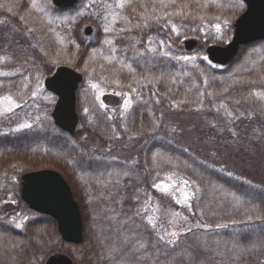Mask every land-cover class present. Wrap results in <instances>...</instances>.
Here are the masks:
<instances>
[{
  "label": "rangeland",
  "instance_id": "374dc122",
  "mask_svg": "<svg viewBox=\"0 0 264 264\" xmlns=\"http://www.w3.org/2000/svg\"><path fill=\"white\" fill-rule=\"evenodd\" d=\"M107 2L115 8L116 0H107ZM35 3L37 6L33 7V0H0V6L7 11L11 8L9 12L14 15L21 16L20 12L23 11L25 19L24 16L27 13V24L31 19L36 22L29 23L28 28L22 29V39H24L22 42L10 44L8 37V39H5V36L0 38V98L11 96L19 105L9 112L6 110V102H0V129L14 134L15 137L22 133L34 135L37 141L33 142V150L54 153L53 157L41 154L29 156L27 160L31 162L52 160L69 174L78 195L87 205L90 204L89 219L93 214L98 221L101 212L107 213L105 206L111 208V211L114 209L113 203L121 200L117 197L115 201L114 195L120 187H124L125 180L132 177L140 180L142 174L148 177L150 189L145 187L148 197L142 212L145 213L149 226L153 227L152 221L155 222L153 229L158 230L159 235L152 238L147 235L139 237L134 233L127 237L115 234L112 237L114 245L120 248L119 243L123 247L126 242L128 246L123 250L122 257H116L118 259L114 260L113 256L110 264H138L135 259L137 252L135 253L133 246L135 239L139 242L138 247L148 250L149 257L146 255L148 259L146 264H185V260L189 259L193 262L199 261L198 264H208L200 256L195 260L194 254L186 253L181 257L172 258L166 251L165 246L170 240V234L173 232L180 234L193 224L190 219L189 196L191 193L185 189L187 175L177 170L179 166L173 163L177 162V157L171 154L168 146H165L164 139L157 137L158 143L151 142L142 149L139 142L132 145L133 142H123L122 138L126 134L128 138L133 133L140 134V131L131 130V128L134 129L135 125L152 120L155 108L158 106L155 103L161 102L163 95L173 93L178 104L203 105L205 100L202 82L209 84L207 87L211 94L220 93L217 97L211 96L216 98L219 105L229 114L238 112L244 116L246 109L242 113L236 108H246L245 104H248L247 108L249 106L250 110L255 105L259 111H264V87L258 85L259 80L264 82V39L244 44L246 46L244 53L230 68L212 62L205 51L208 44H223L231 39L235 20L246 9L245 2L243 0H126L125 7L116 11L127 19L118 18L110 32L104 31V27L111 20L110 17L109 22L103 19L104 0H79L73 7L65 10L55 7L52 0H35ZM138 6L147 14V17H151L150 21L151 25L152 23L155 25V33L149 34L148 28L141 30V33H136L130 28L132 15L138 11ZM41 7L44 11L39 10ZM78 13L83 14L78 15ZM87 20L97 22L98 34L90 38L91 46L84 54L83 47L76 41V30L82 28ZM37 22L40 27L37 34H34ZM217 24L221 25L219 31L215 27ZM189 37L198 38L200 46L194 50L182 48L183 40ZM8 44L12 48H9ZM110 57L115 59H106ZM179 57H188V59H178ZM61 63L77 66L85 78L84 84L77 92V107L81 117L80 137L69 139L70 150L66 149L64 144L55 145L49 141L60 139L58 137L60 132L57 131L60 129L52 117L57 96L45 87L44 79ZM249 70H255L259 74L254 77V83L248 86L244 94L247 101L240 100V96L236 94V101L232 98L230 103L219 86L228 84L234 87L239 86L245 72ZM2 73H10V75ZM93 84L98 87L93 88ZM110 94L116 96L117 100L104 99ZM129 96L131 106L125 109L124 104ZM186 112L187 110H173V116L165 118L163 124L168 129L162 136L167 137L169 144L174 138L184 141L190 134L196 135L197 119ZM134 114L137 118L133 124ZM23 123H29L32 126L20 128L19 125ZM93 126L109 128L108 133L115 138L116 142L97 141L91 142L92 145H90L85 139L89 136V128L92 129ZM233 130L234 133L231 132L236 134V129L233 128ZM149 131H155V129L151 126ZM263 133L264 128L258 130V134L254 136L257 142H264V137L259 138ZM46 134H49V138ZM247 136L245 134L243 137L248 139ZM5 150H0V162L6 164L5 161L14 163L18 161L15 153L4 154ZM123 152L127 153L121 157L118 156L124 154ZM13 157L14 159H11ZM3 168L0 163V176L6 172ZM145 169H148V172H145ZM176 183H178L177 186ZM197 184L198 182H195L192 185L193 188L196 189ZM185 192L189 193L186 200ZM10 198L11 200L14 198L12 193ZM96 201L101 202L100 211H97L98 208L91 207V203L94 204ZM4 207L5 210L10 209V206L9 209L6 205ZM244 208L248 215L255 209L253 204H244ZM31 217L32 215L18 209L8 213L3 220L7 231H0V244L7 243L11 248V243H17L15 245V251H17L16 246L19 244L20 235L16 232L24 231L25 224ZM18 224L22 227H18ZM237 224L239 225V222ZM136 226L138 229L139 225ZM58 233L60 237L54 235L50 228H44L40 232L46 247L51 245L46 255L39 256L43 259L42 262L51 252L62 251H52L58 244V240L62 239L59 230ZM251 233L253 237L249 248L253 242L264 238V226L261 230L258 227ZM160 237H163V245H158ZM197 238L203 246H208V241L214 242L217 251L226 256L233 253L234 244L241 242L239 233L235 237L218 234L200 235ZM63 242L67 241L63 240ZM76 248L74 247L73 251L76 254L77 263H80L81 259L76 253ZM204 249L206 252L211 250V247H204ZM253 251L249 252L248 262L252 260L251 252ZM9 253L13 255L14 249L8 250L6 245L0 247V264H3L5 260L3 257ZM253 254L256 256L253 264H264V248L262 251L259 250L257 255L255 252ZM31 256L27 264H34L39 258L35 251L31 252Z\"/></svg>",
  "mask_w": 264,
  "mask_h": 264
},
{
  "label": "trees",
  "instance_id": "16d2710c",
  "mask_svg": "<svg viewBox=\"0 0 264 264\" xmlns=\"http://www.w3.org/2000/svg\"><path fill=\"white\" fill-rule=\"evenodd\" d=\"M58 9L64 10L61 8ZM76 31V41L83 47L82 51L85 54L91 44L87 41V36L82 32V28H78ZM2 36H5V39L9 38L10 44L18 43L15 41L17 33L12 28L7 29V27H2L0 30V38ZM9 48H12V46L9 45ZM245 49L246 46L243 45L237 57L232 62L222 66L226 68L232 67L239 60V57L242 56ZM257 74L259 73H256L255 70H249L245 72L244 79L238 84L239 86L234 87L232 84H228L225 86L220 85L219 87L227 95L230 103L232 98L235 100L236 94L240 96V100L244 101L246 100L244 94L248 90V86L254 83L253 79ZM259 82L260 84H258V81L257 84L263 88L264 82L261 80ZM202 83L204 89L203 98L205 100L203 105L178 104L176 103V96L173 93H170V95L167 94L166 96L163 95V100L155 103L156 106L158 105L154 112L156 118L153 116L151 118L152 120H147V123L142 122L143 124L135 125L136 127L134 129L131 128V130H138L140 134L133 133L129 138L126 134L122 140L123 142H133L132 145L134 143L138 144L139 142V146L144 149L151 142L158 143V138L164 139L165 146H168L171 154L177 157V162H173L179 166L177 170L179 169L187 175L185 189H188L191 193L189 196V202L191 203L190 219L193 224L175 237L171 235L169 241L174 240L175 242L169 243L168 241L165 246L170 257L178 258L189 253L195 255V260L200 256L208 264H246L249 259V252L240 255L239 259L234 257L233 253L227 256L225 254L221 255L222 253L217 251L214 242L208 241V246H203L202 243H199L200 241H198L199 239L197 237L200 235L215 236L218 234L235 237L239 233L240 244L244 247H249L253 237L251 232L258 227L260 230L263 228L264 142H257L254 136L258 134L259 129L264 128V111H259L257 106L253 104L254 107L250 105V110L249 106L247 108L248 104H245L246 108H236L242 113L246 109L244 116L238 112L229 114L219 105L218 100L211 96L214 95L217 97L220 93L211 94L207 87L209 84H206V82ZM150 85L152 86V83ZM150 91H152L151 87ZM173 110H187L186 113L191 115L192 118L196 117V135L192 136L190 134L184 141L174 138L172 141L168 140L170 141L169 144L167 137L162 136L166 129H168L163 123L165 122V118L168 119V117L173 116ZM133 118L134 124L137 115L135 116L134 114ZM151 126L155 131H149ZM243 127L247 129L245 130ZM91 128H89V136L85 139L90 145H92L91 142L97 141L116 142L115 138L108 133L110 131L109 128L103 129L98 126ZM233 128L236 129V134H233ZM3 131V129H0V150L6 149L4 154L15 153L18 161L15 163L13 161H5L6 164L2 161L0 162L4 167L3 169L6 170L0 176V231H7L3 220L8 213L18 209L28 215H32L25 224V230L16 232L20 235L19 244L16 246L17 251H15V245L17 243H11L10 248L7 243L1 242L0 247L6 245L8 250L14 249L13 255L9 253L3 257L5 259L3 264H27L33 256V253L31 256L32 251L36 252L37 258L46 255L51 245L46 247V244L42 240L43 237L40 236V232L44 228L52 229L54 235L59 236L56 220L49 215L31 209L20 196L22 173L29 168H38L41 166L56 168L64 173L72 185L74 194L81 204L84 220V237L79 244L63 242V239L60 238V241L58 240V244L54 246L52 251L62 250L69 253L73 257L75 264H110L113 256L114 260L121 258L122 252L126 249L128 243L125 242L123 247L119 243L120 248L118 245H114L112 237L115 234L127 237L134 233L139 237L147 235L152 238L159 235L158 230L149 226L144 216L145 213L142 212L144 202L147 201L148 197V192H145V187H149L150 189L147 176L142 174L140 180L135 177L125 180L123 182L124 187H120L119 191L114 195L115 201L117 197L121 199L115 202V204L113 203L114 209L111 211V208L105 206L104 208L107 213L103 214L101 212L98 221H96L97 217L93 216V214L89 219L90 204L87 205L78 195L73 185L74 182L71 180L69 174L52 160L37 162L36 160L34 162L27 160L29 156H38L41 154L53 157L54 153L50 151L42 153L39 149L33 150V142L37 141L34 135L22 133L18 137H15L14 134ZM57 131L60 132L58 133L60 139L49 140L52 141L50 143L55 145L64 144V147L68 150H70L68 145L70 143L69 141L80 137L79 130L75 137H71L62 130ZM160 131L163 132L160 133ZM245 134L248 135V139L243 137ZM46 135L49 138V134ZM261 137H264V133L259 136V138ZM125 151L127 150L125 149ZM123 153L118 156L121 157L127 152ZM11 159H14V157ZM145 170V172H148V169ZM195 182H198L196 189L192 186ZM178 183H176V186ZM10 193L14 197L13 200L10 198ZM100 203L97 201L94 204L91 203V207L93 209L98 208L97 211H100ZM244 204L254 205L255 209L251 214L248 215ZM5 205L8 206V209L10 206V209L5 210ZM116 205L120 206V208ZM249 216L252 217L251 221H248ZM237 222H239V225ZM136 225H139L138 229ZM217 225H224V227H217ZM14 236L17 237L16 235ZM162 240L163 237H160L159 241L157 240L158 245H163ZM138 243L135 239V244H133L135 253L137 252L135 259L138 261V264H146L148 261L147 257H149L147 255L148 250L138 247ZM74 247H77L76 253H78L79 259H81L80 263L76 261V254L73 251ZM204 247H211V250L204 252ZM110 250L118 251H111L110 253ZM259 250L262 251V248L254 249L251 252L252 260L247 264H253L254 259H256L253 253L255 252V255H257ZM40 257L34 264L42 263L43 259H40ZM79 259L77 260L79 261ZM198 262H193L192 259L185 260V264H198Z\"/></svg>",
  "mask_w": 264,
  "mask_h": 264
},
{
  "label": "water",
  "instance_id": "95a60500",
  "mask_svg": "<svg viewBox=\"0 0 264 264\" xmlns=\"http://www.w3.org/2000/svg\"><path fill=\"white\" fill-rule=\"evenodd\" d=\"M62 8L75 5L78 0H52ZM246 9L236 18L231 39L223 44L211 43L205 48L209 59L215 63L227 64L239 52L242 45L264 39V0H244ZM83 32L90 35L93 26L83 24ZM199 40L189 37L184 47L195 49ZM81 71L68 64H59L45 77L48 90L57 95L52 117L55 124L75 136L80 123L77 110V89L83 84ZM114 95H106L107 101H115ZM117 100V99H116ZM20 194L28 206L38 212L48 214L57 221L62 239L80 243L84 237V222L81 205L75 197L72 186L62 172L51 167L26 170L22 174ZM42 264H74L73 258L64 251L51 252Z\"/></svg>",
  "mask_w": 264,
  "mask_h": 264
},
{
  "label": "snow or ice",
  "instance_id": "6c2138e0",
  "mask_svg": "<svg viewBox=\"0 0 264 264\" xmlns=\"http://www.w3.org/2000/svg\"><path fill=\"white\" fill-rule=\"evenodd\" d=\"M125 2L126 0H116V5H115V8H113V5L111 3H108L107 0H104V11H103V19L106 21V22H109V17L111 18L110 22L107 23V26L104 27V31L105 32H110L112 31V25L115 24L116 20L119 18V19H127V17L125 16H122L120 14V12L116 11V9H123L125 7ZM33 7H36V3H35V0H33ZM12 9L9 8V11H11ZM40 11H44V9L41 7L39 8ZM83 13H78V15H82ZM175 27V26H173ZM217 31L220 30L221 28V25L217 24L215 25ZM108 43H111V41H107ZM163 42H161L162 44ZM155 50V49H153ZM167 55V53H165ZM106 59H115V57H110V58H106ZM178 59H188V57H179ZM123 63V62H121ZM130 67V66H129ZM3 75H10V73H2ZM93 88H97L98 85L96 84H93L92 85ZM0 102H6L7 104V108L6 110L11 112L14 108L16 107H19V105L13 100V98L11 96H5V97H2L0 98ZM131 106V97L129 96L128 100L125 101V104H124V107L125 109H128L129 107ZM32 125L29 124V123H23V124H20L19 127L20 128H30ZM185 183H187V181H185ZM156 187H160V185H156ZM184 196H185V200L188 198L189 196V193L185 192L184 193ZM180 202H183V201H180ZM150 221H151V218H149ZM252 220V217L249 216L248 217V221H251ZM153 223V227H155V222L152 221ZM235 223V222H234ZM18 227H22V225L18 224L17 225ZM217 227H224V225H217ZM170 235H172L173 237H175L177 234L175 232L171 233ZM175 241L172 240V241H169V243H174ZM143 247V245H141ZM257 248H264V238H261L259 239L256 243L252 244V246L249 248V247H244L240 244H234L233 245V254L234 256H236L237 259H239V256L240 255H244V254H247L248 252L254 250V249H257ZM111 251H118V250H110V253Z\"/></svg>",
  "mask_w": 264,
  "mask_h": 264
},
{
  "label": "flooded vegetation",
  "instance_id": "af4514ba",
  "mask_svg": "<svg viewBox=\"0 0 264 264\" xmlns=\"http://www.w3.org/2000/svg\"><path fill=\"white\" fill-rule=\"evenodd\" d=\"M53 3V1H52ZM58 7V6H56ZM138 11H136L134 13V15H132V26L130 28H132V30H134L136 33H141L140 31L145 29V28H148V33L149 34H152V33H155V25L154 23H152L151 25V17H147V14L140 10L139 9V6H138ZM21 13V16L19 15H14L12 14L11 12L7 11L6 8H3L2 6H0V30L2 27H7L8 28H12L13 30L14 29H17L15 30V32H17L18 34V37L16 36L15 38V41L18 42V41H23L24 39H22V29H26L28 28L27 25L29 26V23H33L35 24L36 22H33V19H31V21L28 20V24L26 22V20L28 19L27 17V13H26V17L25 19L23 18V11L20 12ZM88 21V20H87ZM89 23H91V25L93 26V32L92 34L90 35H87V41L91 44V40L90 38L93 37L94 35H97L98 34V31H97V22H94V21H88ZM122 23V22H121ZM124 24V23H123ZM39 23L37 22V29L34 30V34H37V30L39 29ZM166 32V28L164 29V33ZM166 34V33H165ZM36 40H37V36L35 37ZM17 39V40H16ZM38 41V40H37ZM20 42V43H21ZM182 47V46H181Z\"/></svg>",
  "mask_w": 264,
  "mask_h": 264
}]
</instances>
